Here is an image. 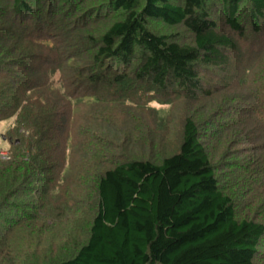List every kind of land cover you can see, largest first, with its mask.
Wrapping results in <instances>:
<instances>
[{"label": "trees", "instance_id": "16d2710c", "mask_svg": "<svg viewBox=\"0 0 264 264\" xmlns=\"http://www.w3.org/2000/svg\"><path fill=\"white\" fill-rule=\"evenodd\" d=\"M0 2V245L71 215L85 238L47 264H264V52L238 43L264 39V0ZM239 58L243 93L212 97ZM181 96L162 151L150 104Z\"/></svg>", "mask_w": 264, "mask_h": 264}, {"label": "rangeland", "instance_id": "374dc122", "mask_svg": "<svg viewBox=\"0 0 264 264\" xmlns=\"http://www.w3.org/2000/svg\"><path fill=\"white\" fill-rule=\"evenodd\" d=\"M6 5L8 6V8ZM6 9H11V2L9 4H6V2H0V10L2 11L3 15H5L4 19H11V16L8 15V11H6ZM156 26V30L161 33H177L179 35V39H184L183 37H186L187 35V33L183 31L182 27L174 28L173 31L169 32V30L165 28L166 26H163L161 24H156ZM0 27H3L2 19H0ZM238 43L239 45H241V52L239 53L242 54V52L246 50V53L249 54L252 62L259 58L260 55H262V53L264 52V39L254 38L253 40L248 41L247 44L244 41L240 40V42ZM25 44L28 48V41H26ZM25 51H28V49ZM243 66V61L241 62L240 58L237 59V63H233L230 72L228 74L225 73L226 77L228 78L224 82L219 81V78L221 79L220 75L222 74V72H211L212 75L216 76L214 77V79L212 78V76L209 77L206 75L205 81L208 82V88H210L212 91V97H221V94L230 96L234 93H243L242 86L240 87L238 84V82L242 78L241 75H243ZM173 99V103L169 105H161L158 102H152L150 104V106L157 107L160 109V111H163L165 115L164 117L166 118V120L171 121V123L169 124L173 128L171 131L172 134L167 139H165L167 144L164 148H161L162 151L165 149H167V151H171L174 148H177V144L180 138L179 134L181 132V121L184 117L183 115L188 110L186 105L189 100L185 96L175 97ZM125 102L130 103L134 106L140 105L137 102L131 103L130 100ZM142 102L144 103L145 101H140L141 105ZM199 102H202V100L198 99L197 103ZM170 112H173L171 117H167ZM78 118L80 119V115ZM13 119L14 118L0 121V152L6 151L8 155H10V151L8 150L9 143L7 140L11 138V140H13V137H9L8 131L9 127L13 124ZM133 155L146 156L148 155V152H138ZM76 192L74 190L75 195ZM80 195L82 197L84 195L85 197H87V190H83ZM70 214L71 213L67 212L66 216H69ZM87 219L88 218H85L86 221ZM82 221L83 220H76L70 215L69 219L64 218L63 221L61 220V223L51 229L46 226V228L42 231L36 229L34 230V232L28 233V237H25L28 238L27 243L23 241V239L25 238L19 239L15 237L11 240L7 238L6 243L4 242L5 245H0V264H47L61 259L62 257L68 256L72 251V244L74 243V241L77 239L82 240L85 238V232L82 230L83 227L81 225ZM74 226L77 227L74 229ZM0 243H2L1 238Z\"/></svg>", "mask_w": 264, "mask_h": 264}, {"label": "built area", "instance_id": "2783aa9c", "mask_svg": "<svg viewBox=\"0 0 264 264\" xmlns=\"http://www.w3.org/2000/svg\"><path fill=\"white\" fill-rule=\"evenodd\" d=\"M0 154H1L2 158H8V156H9L6 151H1Z\"/></svg>", "mask_w": 264, "mask_h": 264}]
</instances>
